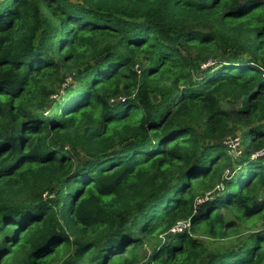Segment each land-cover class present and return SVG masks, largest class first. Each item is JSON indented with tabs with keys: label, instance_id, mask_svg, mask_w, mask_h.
Segmentation results:
<instances>
[{
	"label": "trees",
	"instance_id": "trees-1",
	"mask_svg": "<svg viewBox=\"0 0 264 264\" xmlns=\"http://www.w3.org/2000/svg\"><path fill=\"white\" fill-rule=\"evenodd\" d=\"M263 144L264 0L0 1V264H264L196 238L264 218Z\"/></svg>",
	"mask_w": 264,
	"mask_h": 264
},
{
	"label": "rangeland",
	"instance_id": "rangeland-1",
	"mask_svg": "<svg viewBox=\"0 0 264 264\" xmlns=\"http://www.w3.org/2000/svg\"><path fill=\"white\" fill-rule=\"evenodd\" d=\"M70 82H71V80L68 79L67 80V83H70ZM63 86L64 85H62V87ZM60 96H61V94H60ZM60 96H58V97L52 96L50 98V100L48 101L49 106L50 107H53L54 103L59 100V97ZM236 134L240 135V132H237ZM262 146L264 147V144ZM229 175H230V173H228V174L225 173L226 178L223 179L222 186L225 185V182L228 179L227 176H229ZM214 190L211 191L210 193L206 194L202 198H198V200L199 199H203L204 197L211 196L214 193ZM222 214L227 219L226 221H228V220L237 221L236 218L234 217V215L228 214L224 210L222 211ZM180 222H183V221H180ZM180 222H178V224H182ZM236 223H237V225L239 224L238 229L236 230V232H231L229 234V236L227 238L223 239V240H219V241H215L214 240V241H211V240L207 239L202 234H199L196 238L199 239V240H201V241H204L206 243L204 246L207 249H209L210 251L211 250H223V249H227V248L236 247L237 245H241V243H243L245 241L246 237L250 233L255 232V231H258V230L264 228V218H262V217H260L258 215H255V216L251 217L246 223L245 222L241 223L240 221H237ZM240 224H242V225H240ZM173 228L174 227L170 228L169 231H168V233L175 234V233H172L170 231ZM164 238H165V235L164 234H160V235H158L157 239H153L152 238V239H150L148 241L145 240L143 244L137 245L135 247L134 252L137 255H139L140 260L142 262H147L149 255L159 245V243H160L159 240L161 239L163 241ZM64 247L65 246L58 247L57 252H59V255L56 257V259L54 261L51 262V264H59V262L62 261L63 259H65L66 256H68L69 254L73 253L71 249H69L68 251H63L64 250ZM127 252L129 253V251H126V252H124V254L127 255L128 254Z\"/></svg>",
	"mask_w": 264,
	"mask_h": 264
},
{
	"label": "built area",
	"instance_id": "built-area-1",
	"mask_svg": "<svg viewBox=\"0 0 264 264\" xmlns=\"http://www.w3.org/2000/svg\"><path fill=\"white\" fill-rule=\"evenodd\" d=\"M0 1H3V0H0ZM120 99V102H124L125 101V98H119ZM240 138H239V135H234V136H231V137H228L227 139L224 140V144L225 146L231 150V152L233 153L234 152H237L238 149L240 148ZM258 156H264V147L263 148H260V150L256 151V153L252 156L253 158H256ZM225 173H230L229 176H227V178L229 179V177L232 175L231 172L229 170L225 171ZM224 178H226V176L224 175ZM227 179V180H228ZM222 190L223 189V186L222 184L220 185H217L215 190L214 191H219V190ZM220 190V191H221ZM207 197H205L206 199ZM204 199H199L197 202H202ZM182 224H176L175 226H173L174 228L171 229L170 231L172 233H176V232H182L186 227L189 226V222H180Z\"/></svg>",
	"mask_w": 264,
	"mask_h": 264
}]
</instances>
